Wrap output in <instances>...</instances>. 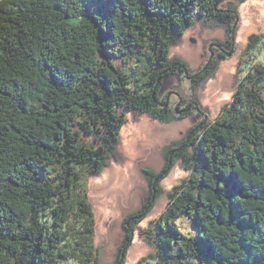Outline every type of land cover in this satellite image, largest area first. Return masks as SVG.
I'll use <instances>...</instances> for the list:
<instances>
[{
	"label": "trees",
	"instance_id": "obj_1",
	"mask_svg": "<svg viewBox=\"0 0 264 264\" xmlns=\"http://www.w3.org/2000/svg\"><path fill=\"white\" fill-rule=\"evenodd\" d=\"M225 1L0 0V264H101L89 181L116 157L128 114L176 119L160 86L189 67L171 49L196 20L232 34ZM260 38H248L245 83L219 118L168 146L160 172L143 170L155 193L124 220L113 264L178 158L189 176L140 232L155 254L138 264H264ZM214 65L189 76L193 90Z\"/></svg>",
	"mask_w": 264,
	"mask_h": 264
},
{
	"label": "rangeland",
	"instance_id": "obj_2",
	"mask_svg": "<svg viewBox=\"0 0 264 264\" xmlns=\"http://www.w3.org/2000/svg\"><path fill=\"white\" fill-rule=\"evenodd\" d=\"M225 2L237 9L232 34L216 23L196 20L170 52L171 57L187 63L189 72L186 76H194L209 61L214 63L210 76L195 90L191 80L184 75L168 79L161 97L167 95L176 119L163 123L147 114H128L116 157L101 175L89 181V197L96 222L95 245L100 252L101 264L114 263L126 234L124 220L140 210L155 193L156 186L149 185L143 170L160 172L166 164V148L182 141L191 128L202 124L200 130L204 125L214 123L222 108L234 101L236 92L245 83L246 74L240 71V66L241 60L246 58L248 38L254 34L261 37L259 44L264 42V0ZM228 42L232 44L228 46ZM218 43L223 47L216 48ZM260 52L263 55L259 61L264 58V48ZM181 110L183 113H179ZM182 165L178 158L170 173L160 181V196L152 211L136 226L125 264H138L141 259L155 254V249L144 242L140 232L149 229L151 223L160 218L166 211L169 191L188 178L189 173Z\"/></svg>",
	"mask_w": 264,
	"mask_h": 264
},
{
	"label": "water",
	"instance_id": "obj_3",
	"mask_svg": "<svg viewBox=\"0 0 264 264\" xmlns=\"http://www.w3.org/2000/svg\"><path fill=\"white\" fill-rule=\"evenodd\" d=\"M209 62H210V61H209ZM209 62H208V63H209ZM187 74H188V71L185 72V75H187ZM186 78L191 80V77H189V76H186ZM164 89H165V87H164V83H162L161 86H160V91H159V94H160V95H161V92H162ZM167 101H168V98L166 99V102H167Z\"/></svg>",
	"mask_w": 264,
	"mask_h": 264
},
{
	"label": "flooded vegetation",
	"instance_id": "obj_4",
	"mask_svg": "<svg viewBox=\"0 0 264 264\" xmlns=\"http://www.w3.org/2000/svg\"><path fill=\"white\" fill-rule=\"evenodd\" d=\"M231 44H232L231 42H228V46L231 45ZM215 47L219 49V48H222L223 45L221 43H218V44L215 45ZM225 47H227V46H225Z\"/></svg>",
	"mask_w": 264,
	"mask_h": 264
}]
</instances>
